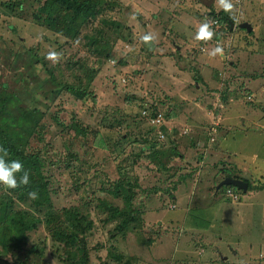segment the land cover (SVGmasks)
<instances>
[{"label":"rangeland","instance_id":"1","mask_svg":"<svg viewBox=\"0 0 264 264\" xmlns=\"http://www.w3.org/2000/svg\"><path fill=\"white\" fill-rule=\"evenodd\" d=\"M13 1L0 0V38L7 40L0 52L6 55L8 47L25 39L37 57L44 56L46 69L23 44L17 56L7 58L0 68L6 85L0 88V108L8 98L0 127L24 140L39 119L43 139L30 142L58 164L51 167L59 188L53 207L84 203L81 209L91 211L100 225L102 216H94V206L99 198H110L104 188L109 181L134 176L139 186L135 202L147 210L145 224L125 244H116L137 257L135 264H264V0H231L236 28L230 35L214 31L217 24L206 14L220 12L217 0H122L130 6L125 12L108 13L109 19L121 21L122 30L117 41L114 35L109 39L111 52H102L108 59L68 41L74 27L69 12L56 7L46 21L50 24L41 25L34 16L38 0H21L14 10ZM134 12L151 18L146 28ZM204 22L214 32L209 41L196 39ZM243 22L252 31L239 27ZM145 33L155 39L145 43ZM217 46L223 53L212 55ZM51 53L57 57L50 58ZM74 62L96 68L88 84L92 93L83 100L65 88L85 78V70ZM148 105L166 112L160 125L165 137L153 134L149 140L160 156L139 141L151 136V124L139 117ZM72 121L89 126L86 140ZM171 135L179 142L170 143ZM99 137L119 138V143L107 149L89 146ZM70 160L69 170L89 178L88 185L71 187L81 180L71 181L65 167ZM234 175L248 180L250 190L233 186L227 195L230 187L217 189ZM57 228L39 224L18 244L17 256L32 260L26 250L36 242L44 246V262L65 264L59 253L70 241L63 229L52 238ZM101 238L95 233L93 241ZM90 262L97 263L94 255Z\"/></svg>","mask_w":264,"mask_h":264},{"label":"trees","instance_id":"2","mask_svg":"<svg viewBox=\"0 0 264 264\" xmlns=\"http://www.w3.org/2000/svg\"><path fill=\"white\" fill-rule=\"evenodd\" d=\"M15 1L11 2L13 10L16 9V7L20 8L22 4L21 0ZM56 7L58 9L62 8L60 10H64L71 14L69 20L74 24V27L71 28L72 32L68 41L71 42V44L80 42L89 49L90 53L99 54L104 57L102 52L106 51L109 53L112 50L109 45V39L114 35L117 41L122 31L121 21L117 20V18L109 19L108 13L112 12V10H118L120 15L130 6L125 4L122 0H38L36 5L37 13L34 14L36 21L39 22L42 20V22H40L41 25H44V23L49 25L50 23L46 21L51 15L56 14L54 10ZM206 14L207 16H211L213 19L212 21L217 24L213 26L216 28H214V31L218 30L226 34V30H228L230 35L236 28L235 20L233 17H230V12H225L221 9L220 12L216 13L211 9L210 13ZM134 15L141 21L144 28H146L151 21V18L149 21L144 20L143 15L137 12H134ZM123 20L126 22L125 19ZM218 23L220 24L219 27ZM231 23L234 24L232 28H230ZM12 30L14 32L17 31L16 26H12ZM65 33L68 34L67 31H65ZM145 34L147 35V33ZM6 41L0 38V48L5 47ZM21 44H23L24 49L32 52V58H34L36 62H41L43 68L46 69L44 65V56L41 58L37 57V50L34 49L33 45L27 46L25 39L18 40L16 44H14L15 47H8L9 51L6 55L0 52V68L10 60L7 59L8 57H13L15 54L16 56L18 55L19 45ZM104 58L108 59L109 57ZM77 63L78 62H74L73 65L85 70L86 79L81 75V77L76 79L75 83L66 84L65 88L73 96L83 100L92 93L88 88V84L93 80L96 68L92 66L88 67L87 65L84 66L82 64L78 65ZM67 67V69L72 70L70 68L72 65H67ZM0 88H6V85L1 81ZM6 101H8V98H3L1 101L0 116L7 113L5 109ZM9 115L20 118L18 114L9 113ZM158 115L162 116L163 121L165 120V110L157 107V105H148L142 108L139 117L147 119L151 124V131L148 133L151 134V136L149 138L140 137L139 141L147 143L149 152L151 150L153 154L160 156V149L156 148L157 144L155 145L153 142H149L150 138H153L154 135L160 137L157 133L160 125L152 121ZM10 119L11 118H9V120ZM58 122L60 121H57V123ZM33 124L31 132L26 135V137H31L25 138L24 140L16 137V135L10 134L12 130L8 127H6V129L0 127V145L9 149V160H19L22 162L24 169L29 172L30 179V183L27 186H21L17 189H5L3 185H0V264H49L48 261L44 262L42 260L44 246L40 243L34 242L26 250L27 254L32 256V260L28 257L21 258L17 256L20 250L18 244L25 240L27 233L31 231L34 232L39 224H44L49 229L58 227L55 229V232H53L52 238H55V235H60L61 229L67 233V238L70 242H65L64 250L59 253V257L65 264H93L90 262L92 255H94V259L97 260L96 264L137 263V257L135 255L127 253L116 244L118 240L123 241L125 244L128 236L133 233L138 234L145 224L143 214L146 213L147 210L139 208L135 202V196L139 188L138 183H136L137 178L134 176L127 177L125 175V177L109 181L110 187L104 188V190L107 191L110 198H99L94 206V208H96L94 216L97 214L102 216V224L100 225H97L93 217L90 216L91 211H83L81 209L84 203L82 205L54 208L52 196L58 193L59 188L58 186H54V175L51 167L54 165L58 168V164L53 163L51 160H48V157H45L43 147L32 148L30 138H36L37 140L43 139L41 133L42 125L39 124V119L34 120ZM70 125L79 129L78 133L82 139L84 137L85 140L87 139V135L90 134L88 125H82L79 121H72ZM163 137H165L164 134ZM176 141L179 142L176 137L171 135L170 143L173 144ZM90 143L89 146L91 147L94 145L107 149L110 145L119 143V138L107 141L99 137L93 143L91 140ZM174 147L178 150L177 148H179V145ZM176 150L173 149L174 156L181 157V153ZM138 151H142V148H139ZM131 155L135 159L140 158V154L137 152H132ZM135 164V161H133V166ZM70 165L71 160L70 163L67 162L65 164V167L69 170ZM138 166L139 165L134 166L136 171ZM69 173L72 182L81 180V182L78 183L79 185L75 184L71 187L77 189L80 185H88L89 178H82L80 176L75 177L73 175L74 173L70 170ZM20 175V173L17 174L18 179ZM232 178L243 180L247 183L245 192L250 190L251 184L248 180L235 175L232 176ZM97 184L98 183L94 181V185ZM225 186L230 187L226 188V194L227 190L231 191L233 194V185ZM97 189L101 190L100 187ZM237 189L238 191H242V189ZM32 191L38 194L37 199L33 200L29 198L28 193ZM67 229H72V231ZM95 233L101 235L102 238L93 241ZM92 241L94 243H92ZM91 249L94 251L93 254H89L88 252Z\"/></svg>","mask_w":264,"mask_h":264},{"label":"clouds","instance_id":"3","mask_svg":"<svg viewBox=\"0 0 264 264\" xmlns=\"http://www.w3.org/2000/svg\"><path fill=\"white\" fill-rule=\"evenodd\" d=\"M219 8L225 12H231L233 10V4L231 0H217ZM214 32L211 29V25L208 22H204L200 25L197 32L196 39L201 41H209L212 39ZM155 39L152 34H147L142 37L145 43H150ZM223 48L217 46L212 55L222 54ZM56 53H51L50 58L55 59ZM9 149L0 145V185H3L5 189H17L21 186H27L30 183L29 172L24 169L22 162L19 160H8ZM20 173L19 179L17 174ZM30 199H37L38 194L35 191L29 192Z\"/></svg>","mask_w":264,"mask_h":264},{"label":"water","instance_id":"4","mask_svg":"<svg viewBox=\"0 0 264 264\" xmlns=\"http://www.w3.org/2000/svg\"><path fill=\"white\" fill-rule=\"evenodd\" d=\"M234 26L233 23L230 24V28ZM239 27L246 28L248 31L252 30V26L246 22H243L239 25ZM223 185H233L239 189L246 190L247 189V183L244 182L241 179L232 178V177H226L222 181H220L217 185V189H219Z\"/></svg>","mask_w":264,"mask_h":264},{"label":"built area","instance_id":"5","mask_svg":"<svg viewBox=\"0 0 264 264\" xmlns=\"http://www.w3.org/2000/svg\"><path fill=\"white\" fill-rule=\"evenodd\" d=\"M155 123H158L159 125H161V121H162V116L158 115L154 120ZM158 133H161L160 128L158 130ZM159 136L163 137V133L159 134ZM227 195H232L231 191L227 190Z\"/></svg>","mask_w":264,"mask_h":264}]
</instances>
